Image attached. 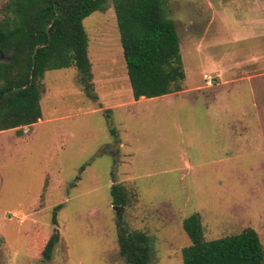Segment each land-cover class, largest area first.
Segmentation results:
<instances>
[{"label": "rangeland", "instance_id": "374dc122", "mask_svg": "<svg viewBox=\"0 0 264 264\" xmlns=\"http://www.w3.org/2000/svg\"><path fill=\"white\" fill-rule=\"evenodd\" d=\"M166 14L182 91L131 103L110 1L84 19L98 98L76 67L49 70L43 117L0 131V264L41 263L55 230L45 264H128L119 225L151 237L150 264H184L195 212L207 239L252 227L264 245V0H167Z\"/></svg>", "mask_w": 264, "mask_h": 264}, {"label": "trees", "instance_id": "16d2710c", "mask_svg": "<svg viewBox=\"0 0 264 264\" xmlns=\"http://www.w3.org/2000/svg\"><path fill=\"white\" fill-rule=\"evenodd\" d=\"M110 1L134 98L183 89L186 70L176 24L166 14L167 0H6L0 7V131L21 129L43 117V78L49 70L76 67L86 93L98 98L84 19L107 10ZM111 194L115 205L128 203L122 184L113 183ZM183 226L191 239L183 249L184 264H264V245L252 227L207 239L198 212L186 217ZM59 239L55 230L39 264L52 258ZM118 242L128 264H150L152 243L146 232L119 225Z\"/></svg>", "mask_w": 264, "mask_h": 264}, {"label": "crops", "instance_id": "0c3cea01", "mask_svg": "<svg viewBox=\"0 0 264 264\" xmlns=\"http://www.w3.org/2000/svg\"><path fill=\"white\" fill-rule=\"evenodd\" d=\"M183 90V89H182ZM182 90H180V91H182ZM177 92H179V91H177ZM173 93H176V92H173ZM173 93H169V94H166V95H162V96H159V97H166V100L168 99L169 100V96H171ZM134 96V95H133ZM142 99H147V97H145V96H142V97H140L139 99H135L134 98V100H133V102H131V103H136V102H139V101H142ZM131 103H129V104H122L123 106H128V105H131ZM114 106H116V105H114ZM6 133H8V132H6ZM9 133H11V132H9Z\"/></svg>", "mask_w": 264, "mask_h": 264}, {"label": "water", "instance_id": "95a60500", "mask_svg": "<svg viewBox=\"0 0 264 264\" xmlns=\"http://www.w3.org/2000/svg\"><path fill=\"white\" fill-rule=\"evenodd\" d=\"M40 46H41V45H40ZM40 46H38V47L36 48L35 53H36V51L38 50V48H39ZM35 53H34V59H35ZM19 88H21V87L14 88V90H17V89H19Z\"/></svg>", "mask_w": 264, "mask_h": 264}]
</instances>
